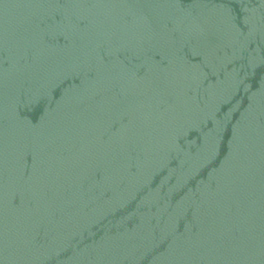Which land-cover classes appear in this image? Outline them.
I'll return each mask as SVG.
<instances>
[{
    "label": "water",
    "instance_id": "water-1",
    "mask_svg": "<svg viewBox=\"0 0 264 264\" xmlns=\"http://www.w3.org/2000/svg\"><path fill=\"white\" fill-rule=\"evenodd\" d=\"M0 264H264V0H0Z\"/></svg>",
    "mask_w": 264,
    "mask_h": 264
}]
</instances>
